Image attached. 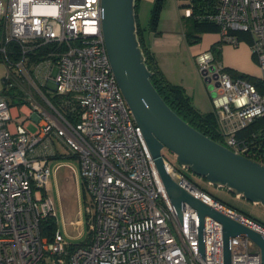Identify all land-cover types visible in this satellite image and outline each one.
<instances>
[{
	"label": "built area",
	"instance_id": "built-area-1",
	"mask_svg": "<svg viewBox=\"0 0 264 264\" xmlns=\"http://www.w3.org/2000/svg\"><path fill=\"white\" fill-rule=\"evenodd\" d=\"M186 1V18L214 23L223 44L238 47L246 41L238 33L247 34L264 79V0ZM101 14L102 0H0V55L7 68L0 92V264H225L222 224L205 218L202 252L197 211L185 204L180 219L171 205L113 73ZM45 47L51 50L44 60H32ZM197 61L224 146L253 160L259 150L239 133L264 117V96L232 77L212 52ZM53 95L67 98L77 122L55 108L48 98ZM19 98L29 105L28 119L11 129L13 99ZM33 123L36 132L29 128ZM58 142L78 159L79 168L71 166L92 202L86 220L82 214L74 223L77 230L88 227L90 239L72 251L68 241L75 238L63 220L51 239L41 233L43 221L58 218L47 195ZM164 160L183 190L264 237L263 225ZM257 163L264 166V159ZM230 246L231 264H263L252 239L233 237Z\"/></svg>",
	"mask_w": 264,
	"mask_h": 264
},
{
	"label": "water",
	"instance_id": "water-1",
	"mask_svg": "<svg viewBox=\"0 0 264 264\" xmlns=\"http://www.w3.org/2000/svg\"><path fill=\"white\" fill-rule=\"evenodd\" d=\"M101 19L113 73L142 129L175 213L182 219L185 204L197 211L202 252L205 218L211 217L223 226L225 264H231L233 237L252 239L261 248L264 264V237L183 190L169 174L163 152H172L181 167L210 184L263 207L264 166L205 136L165 102L151 81L153 73L147 66L139 40L136 0H102Z\"/></svg>",
	"mask_w": 264,
	"mask_h": 264
},
{
	"label": "rangeland",
	"instance_id": "rangeland-1",
	"mask_svg": "<svg viewBox=\"0 0 264 264\" xmlns=\"http://www.w3.org/2000/svg\"><path fill=\"white\" fill-rule=\"evenodd\" d=\"M187 1L186 0H163L162 8L159 13V21L158 27L160 24L168 23L169 20L172 18L173 15H177L180 17L182 23H187V28H191L194 23V20H189L186 18L185 15V6ZM155 6V0H140L139 7L137 10V18H138V25L143 33L151 31V22H152V14L153 9ZM157 31L159 29L157 28ZM193 31V30H192ZM194 35H198L201 37L196 43L192 44L191 46L198 47L202 53L205 52H212V48L217 46L220 48V54L222 55L221 48L223 45L226 44L220 43L221 40V33L219 29H214L210 31H203L200 33H193ZM220 36L219 41L214 43ZM247 46L250 51V45L248 42L242 44ZM252 53V52H251ZM220 61V60H219ZM252 65L254 72H240L237 71L236 73L239 75H247L251 77L261 78L263 77V72L259 67L258 61L252 56L251 57ZM243 63V61H241ZM200 71L197 72L198 77V84L196 85V90H191L190 94L194 96V104H198V101L204 102L202 100V94L204 93V98L206 102L203 105V109L201 112L202 114H208L214 111V106L212 103V99L208 92L207 84L202 76ZM7 75V68L3 61H0V92L4 90V79ZM190 82L196 83L193 76L191 77ZM188 94V93H187ZM189 95V94H188ZM193 104V106H194ZM15 105V104H14ZM18 111L22 109L24 111H29V105L17 104L14 106ZM195 107V106H194ZM196 108V107H195ZM197 109V108H196ZM30 131L36 132V125L33 123L30 126ZM61 145V144H60ZM63 148V147H62ZM163 155L166 160H168L173 166L177 169L182 170L186 174V176L200 189L204 190L212 197H214L219 202L225 204L226 206L240 212L255 222L264 226V207L262 205L251 203L244 198L236 197L233 193L229 192L226 189L218 188L209 183L208 180L198 177L194 175L191 171L183 169L177 162L176 156L168 151L165 150ZM50 169H51V176L49 179V186L47 190V195L49 198L52 199L54 203L55 210L57 212V226L63 229V223L67 225V232L68 234L75 239H69V243L72 245H79L85 244L90 239V230L88 227L85 226L79 227L77 230L74 226V223L82 218V212L84 211V219L86 220V208L92 205L91 197L86 191V189L80 190L79 180L77 174L72 169L74 165L79 168V163L72 158L66 159H57V161L53 160L50 162ZM57 164H61L62 166L55 171V166ZM72 165V166H71ZM81 184L83 185L82 179L80 180ZM81 185V187H82ZM84 188V186L82 187Z\"/></svg>",
	"mask_w": 264,
	"mask_h": 264
},
{
	"label": "trees",
	"instance_id": "trees-1",
	"mask_svg": "<svg viewBox=\"0 0 264 264\" xmlns=\"http://www.w3.org/2000/svg\"><path fill=\"white\" fill-rule=\"evenodd\" d=\"M140 0H136V13L139 7ZM163 0H155V6L153 9L152 14V22H151V31L157 32L158 28V21H159V13L162 8ZM138 22V18H137ZM218 29V27L212 23L207 21H199L194 20L193 25L191 28L187 30V39L190 44L196 43L198 40L201 39L200 36L194 35L196 32L200 33L203 31H210ZM193 30V31H192ZM138 36L141 43V47L143 49L146 63L148 68L152 71L153 76L151 81L159 94L165 100V102L169 105V107L182 119H184L187 123L197 129L199 132L204 134L205 136L209 137L210 139L214 140L215 142L225 145V142L220 134L218 121L215 115V112H211L208 114H202L199 112L194 106L191 97L187 94L184 87L175 85L170 83L166 77L163 75L162 71L160 70L159 66L155 62L154 57L149 52L144 38H143V31L140 29L138 25ZM238 36L244 41V43L248 42L250 45V40L247 34L238 33ZM222 43V41L220 42ZM243 43V42H242ZM223 44V43H222ZM12 49L18 51V48L15 44H12ZM51 50V47H45L41 49L37 55L32 57V60L36 62H40L44 60L48 51ZM212 53L215 55L216 60L221 59L220 48L218 49L217 46L212 48ZM253 55V54H252ZM253 57L256 59L255 55ZM257 60V59H256ZM0 61H4L3 57L0 55ZM226 71L235 78H242L253 84L258 92L264 96V79L239 75L235 71L226 68ZM18 96V95H17ZM50 102L58 109L67 119L71 122H77L79 119L78 111L74 109L72 105H70L67 101V98L64 96L53 95L48 96ZM13 99L15 104H23L24 101L19 98L17 101ZM13 103V104H14ZM255 135V138H253ZM240 138H247L250 140L251 146L253 151L260 152V155H250V158L255 160L256 162H262L264 159V117L255 120L253 123L248 125L246 129H244L241 133H239ZM57 229L56 220L53 218H49L42 222L41 224V233L42 236L48 237L49 239L52 238L54 232ZM75 245H72L69 250L72 251Z\"/></svg>",
	"mask_w": 264,
	"mask_h": 264
},
{
	"label": "crops",
	"instance_id": "crops-1",
	"mask_svg": "<svg viewBox=\"0 0 264 264\" xmlns=\"http://www.w3.org/2000/svg\"><path fill=\"white\" fill-rule=\"evenodd\" d=\"M158 29L159 31L157 32L149 31L143 33L145 44L166 79L172 84L184 87L194 104L195 99L194 96L190 94V91L196 90V85L198 84L197 72L199 71L197 59L198 56L203 53L198 49V47L191 46L192 44L189 43L187 39V23H182L179 16L173 15L168 23H161ZM218 37L219 38L214 41V43L219 41L220 36ZM242 44H244V42L238 47L223 45L221 48L222 55L220 62L223 63L225 68L235 72L243 71L257 73L254 72V70L252 71L253 65L251 57L253 55L250 49ZM241 61H243V63ZM192 76L196 83L192 84L190 82ZM201 97L202 100L206 102L204 93ZM204 102L198 101V104H194V106L197 108V110L202 111V106L205 105ZM25 112L27 111H24L23 109L18 111L15 107H13V118L9 125L11 129H14L17 122L28 119V116ZM30 120H35L37 122L35 117H33V120ZM31 125L32 124H30V126ZM56 144L59 151V156L55 159H52L51 161L72 158L78 162V159L70 155V153L62 145H60L59 142ZM79 185L80 190L83 189L84 191V189H86L84 181L82 185L80 179ZM81 185L82 187L84 186V188H82ZM81 212L84 215V211Z\"/></svg>",
	"mask_w": 264,
	"mask_h": 264
}]
</instances>
